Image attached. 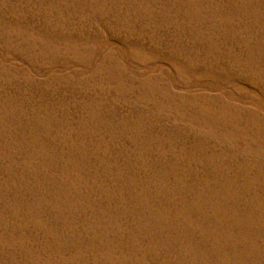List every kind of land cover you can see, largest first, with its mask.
Masks as SVG:
<instances>
[{
    "label": "rangeland",
    "instance_id": "374dc122",
    "mask_svg": "<svg viewBox=\"0 0 264 264\" xmlns=\"http://www.w3.org/2000/svg\"><path fill=\"white\" fill-rule=\"evenodd\" d=\"M0 264H264V0H0Z\"/></svg>",
    "mask_w": 264,
    "mask_h": 264
}]
</instances>
